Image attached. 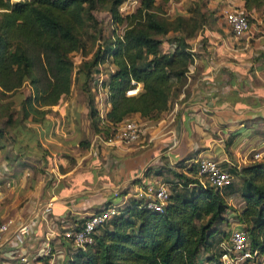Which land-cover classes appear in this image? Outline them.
<instances>
[{
    "label": "trees",
    "instance_id": "obj_1",
    "mask_svg": "<svg viewBox=\"0 0 264 264\" xmlns=\"http://www.w3.org/2000/svg\"><path fill=\"white\" fill-rule=\"evenodd\" d=\"M169 0H161L167 3ZM249 12L264 0H241ZM122 0H26L10 5L0 0V140L20 128L42 124L50 108L68 99L72 85L87 96L90 128L106 140L122 123L156 121L181 94L193 64L190 41L198 32L216 22L214 13L205 16L199 8L188 17L160 18L155 0H140L131 16L122 17ZM264 10V9H263ZM104 15L114 34L106 35L96 14ZM250 23V20L248 19ZM122 28L118 37L115 30ZM169 33L170 51L161 52L160 37ZM74 71L71 55H86ZM110 66L102 88L109 109L99 115L92 76L97 66ZM27 87L14 110L11 96ZM140 86L133 96L126 92ZM13 97V96H12ZM86 143H81L85 148ZM231 183L224 189L200 184L197 167L184 173L173 169H147L143 179H165L167 203L162 212H152L133 198L118 209L93 235L92 245L73 251L67 264H215L220 245L230 233L226 203L235 193L242 208L235 221L246 234L250 248L264 255V161L227 169ZM238 182L235 184V182ZM228 197V198H227ZM110 206V205H109ZM106 205L104 208L109 207ZM83 222H77V227ZM203 255V258L201 257Z\"/></svg>",
    "mask_w": 264,
    "mask_h": 264
},
{
    "label": "crops",
    "instance_id": "obj_2",
    "mask_svg": "<svg viewBox=\"0 0 264 264\" xmlns=\"http://www.w3.org/2000/svg\"><path fill=\"white\" fill-rule=\"evenodd\" d=\"M211 6L218 19L190 41L193 64L181 94L158 120L139 122L136 143L102 144L90 128L82 90L51 107L42 124L15 130V165L0 162V182L14 183L0 190V223L13 222L0 244V264H66L72 247L64 231L106 205L123 207L140 186L172 179H143L147 169L184 173L211 160L239 170L254 153L264 155V1L249 12L241 0ZM229 9L250 20L242 37L222 21ZM94 103L100 116L109 109L103 95ZM21 224L28 231L17 243L11 233Z\"/></svg>",
    "mask_w": 264,
    "mask_h": 264
},
{
    "label": "built area",
    "instance_id": "obj_3",
    "mask_svg": "<svg viewBox=\"0 0 264 264\" xmlns=\"http://www.w3.org/2000/svg\"><path fill=\"white\" fill-rule=\"evenodd\" d=\"M10 5L23 3L26 0H5ZM140 0H122L119 7V11H123L127 7H133L139 4ZM223 21L226 27L230 30L234 37H242L249 29L250 23L248 22V16L242 10L229 9L223 11ZM121 31L117 34L118 37L122 35ZM100 65L97 66V73L92 76V85L96 87L95 96L103 95L107 101L106 91L102 88V81L104 78L100 74ZM137 90L132 89L126 92L127 96L135 95ZM109 105V104H108ZM141 126L132 119L122 123L116 128L113 136L106 140H101L97 137L102 144L112 146L115 144L129 145L136 143L140 137ZM264 159V155L261 153H254L251 157V162L256 163ZM197 167V178L200 184H207L213 188L224 189L231 183V177L226 168H222L217 162L211 160H200L195 162ZM14 183L12 181L0 182L1 188H13ZM117 195L115 194L114 197ZM168 190L164 184L156 186H140L137 192L134 194L133 199L141 202L142 207L146 210L160 213L163 207L167 203ZM120 207L109 206L103 210L90 215L83 220L79 227L74 225L69 227L67 231H64L62 238L67 241L73 251L84 250L86 247L92 245L93 235L95 231L103 226L112 217L116 216ZM48 212V209L45 210ZM13 222L8 220L0 223V244L3 241L4 235H7ZM28 227L24 224L19 225L11 235L12 239L21 243L24 235L27 233ZM220 256L215 264H264V255L259 256L257 250H252L249 245L248 238L241 227L234 228L230 231L228 241L220 245ZM45 256L50 255V250H45ZM23 263L24 259H20ZM67 264V263H66Z\"/></svg>",
    "mask_w": 264,
    "mask_h": 264
},
{
    "label": "rangeland",
    "instance_id": "obj_4",
    "mask_svg": "<svg viewBox=\"0 0 264 264\" xmlns=\"http://www.w3.org/2000/svg\"><path fill=\"white\" fill-rule=\"evenodd\" d=\"M212 2H213V0H169L167 3H162L161 0H155V6H156V9H158V11H159L158 15L160 16V18H165V19H169V20H171L172 18H174L177 15H181L183 17H188L189 11L193 10L194 7L199 8L200 12L204 13L205 16H209L210 13H214V17L217 18L215 16V14H216L215 8H213L214 6H211ZM138 5L139 4H137L136 6H133V7H127L123 11H119V14L122 17L131 16L135 13L136 9L138 8ZM95 16L98 20H102L101 21V28H102V31L104 34L110 35V36L112 34H114V32H112L111 25L108 22H104V15L99 13V14H96ZM222 21H223V19H222ZM214 24L208 25L207 27L210 28V27L214 26ZM202 30L203 29H201L197 35H199V33ZM119 31H121L120 27H118L115 30V33L118 34ZM173 37H174V35L169 33L168 35L159 38L161 40V45L159 47L161 52L171 50V48L169 46H170V41L172 40ZM94 50H95V45L92 47H87L86 55H84V56L82 55V53H75V54L71 55V59H72L73 66H74V71H76L77 66L80 64V62L82 60H86V59H89L91 57V55L94 53ZM109 70H110V66H108L106 64L104 66L100 67V74L102 75V77L104 79L106 78V75L109 72ZM76 85L77 84L72 85L71 90H70V94H72L73 92H80L81 91L80 88L77 87ZM134 89L137 90V92H138L140 90V86H136ZM81 92H83V91H81ZM26 95H28V89L25 86L18 93H16L15 95H12L13 97L11 96L10 100L13 101L12 103L14 105V110L18 109L17 105L19 102V98L26 96ZM81 143H86V141L81 142ZM0 162L3 165L7 164L8 167L15 165V131L10 132L8 134V140L7 141L0 140ZM237 183L238 182L236 181L235 184H237ZM226 203L230 207V210L233 211V212L229 211L227 213V215L225 216V218L227 219V223L229 225L226 228L222 227V229L225 230L226 233L228 234L234 228V225L237 224L235 221L234 215H235V213H238V211H240V209L242 208V205H241L242 202H241V199L238 196V194L235 193L234 195L229 196V198L226 200Z\"/></svg>",
    "mask_w": 264,
    "mask_h": 264
}]
</instances>
